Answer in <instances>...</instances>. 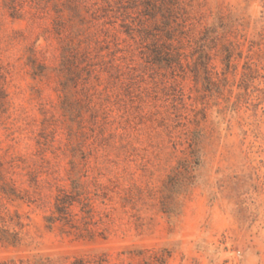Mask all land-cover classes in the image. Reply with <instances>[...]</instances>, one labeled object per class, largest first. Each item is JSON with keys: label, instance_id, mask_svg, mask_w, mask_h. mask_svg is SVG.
I'll return each mask as SVG.
<instances>
[{"label": "rangeland", "instance_id": "obj_1", "mask_svg": "<svg viewBox=\"0 0 264 264\" xmlns=\"http://www.w3.org/2000/svg\"><path fill=\"white\" fill-rule=\"evenodd\" d=\"M0 264H264V0H0Z\"/></svg>", "mask_w": 264, "mask_h": 264}, {"label": "trees", "instance_id": "obj_2", "mask_svg": "<svg viewBox=\"0 0 264 264\" xmlns=\"http://www.w3.org/2000/svg\"><path fill=\"white\" fill-rule=\"evenodd\" d=\"M153 10H156V8ZM76 51L77 50L75 48L74 43L71 42V43L66 44V46L64 47V53H63V72H66V76L68 77L66 78L65 81H74L73 84H75V81L79 80V77L77 76V71L73 68V66L75 65V60H76V57H75ZM84 81H87V79L85 78ZM59 206H60V203L57 208L61 207Z\"/></svg>", "mask_w": 264, "mask_h": 264}]
</instances>
